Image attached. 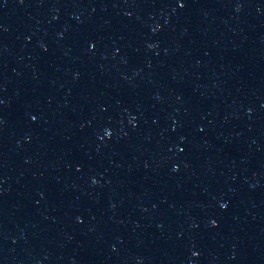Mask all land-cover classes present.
<instances>
[{
  "label": "water",
  "instance_id": "water-1",
  "mask_svg": "<svg viewBox=\"0 0 264 264\" xmlns=\"http://www.w3.org/2000/svg\"><path fill=\"white\" fill-rule=\"evenodd\" d=\"M0 264H264V0H0Z\"/></svg>",
  "mask_w": 264,
  "mask_h": 264
}]
</instances>
